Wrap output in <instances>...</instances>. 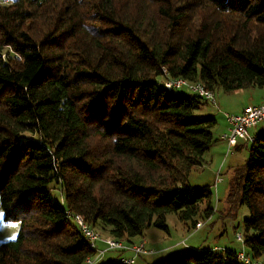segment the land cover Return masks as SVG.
I'll use <instances>...</instances> for the list:
<instances>
[{
	"label": "trees",
	"instance_id": "1",
	"mask_svg": "<svg viewBox=\"0 0 264 264\" xmlns=\"http://www.w3.org/2000/svg\"><path fill=\"white\" fill-rule=\"evenodd\" d=\"M6 1L0 208L20 230L0 244V264H84L96 251L75 215L124 244L149 227L168 231L169 214L192 229L198 217L209 220L213 191L188 178L217 142V121L195 114L208 102L168 92L162 80L201 83L212 93L264 89V0ZM254 136L233 148L247 158L233 170L226 202L230 213L248 210L242 245L257 260L264 130ZM166 264L243 263L227 250L188 249Z\"/></svg>",
	"mask_w": 264,
	"mask_h": 264
},
{
	"label": "rangeland",
	"instance_id": "2",
	"mask_svg": "<svg viewBox=\"0 0 264 264\" xmlns=\"http://www.w3.org/2000/svg\"><path fill=\"white\" fill-rule=\"evenodd\" d=\"M254 91L264 93V90L257 88L234 92H225L222 88H218L213 92L216 106L205 104L195 114L210 115L216 119L217 125L213 129L216 139L223 116L239 113L245 105L244 101L247 96L254 93ZM178 93L186 92L182 89ZM256 98L259 99L260 97L256 96ZM261 125H264V123L259 126ZM216 145L204 155L205 162L203 165L194 168L188 178L190 186L194 188L211 187L213 191L212 204L215 208L212 217L209 220L198 217L196 220L200 221L203 227L200 231L193 232L190 223L187 225L181 222L174 214L167 215L166 226L168 231L153 227L145 229L143 237L148 241V249H146H152V252L139 256L136 264H166L174 257L188 251L191 245H200L203 247L202 249L209 250L215 247L217 253H223L225 249L231 253L242 251V242L236 240V233L242 234V225L249 218V212L243 206L237 210L236 214L235 212L230 213L231 210L226 202V197L233 170L244 163L247 158V151L243 149L239 153H229L224 144ZM216 176L220 178V182H216ZM52 195L58 200L61 199V194L57 188L52 190ZM19 230V222L4 221L3 212L0 208V244L16 239ZM135 239L137 240L139 237ZM115 252H108L105 257L94 262V264H104L108 260L119 259L120 257ZM244 252H247V250L244 249Z\"/></svg>",
	"mask_w": 264,
	"mask_h": 264
},
{
	"label": "built area",
	"instance_id": "3",
	"mask_svg": "<svg viewBox=\"0 0 264 264\" xmlns=\"http://www.w3.org/2000/svg\"><path fill=\"white\" fill-rule=\"evenodd\" d=\"M2 2L6 3L7 1L2 0ZM162 72L165 76L167 75L165 69H162ZM162 84L168 92L183 89L188 94L197 95L209 104L216 106L213 93L207 90V88L201 83H190L184 79H170L165 77L162 80ZM225 119L228 127L226 132L221 134L220 139L225 142L227 151L230 153L239 141L245 142L246 144L254 143L255 136L251 131L264 123V102L256 106L248 105L239 114H226ZM217 176L216 182H220L221 180ZM72 218L77 223L83 236L87 239L89 247L96 251V255L87 258L84 264H94V262L101 260L103 255L109 251H124L132 253L134 257L121 259L124 264H133L135 262V256L151 253V251L146 250L144 242L138 244H124L111 237L102 236L101 233L88 226L81 216L75 215L72 216ZM201 226V222L196 224V228H200ZM236 240L238 242H243L241 233H236ZM98 243L104 244V250L98 249ZM236 260L243 264H264V258L256 260L253 259L249 253L244 252L243 245L242 251L236 253Z\"/></svg>",
	"mask_w": 264,
	"mask_h": 264
},
{
	"label": "crops",
	"instance_id": "4",
	"mask_svg": "<svg viewBox=\"0 0 264 264\" xmlns=\"http://www.w3.org/2000/svg\"><path fill=\"white\" fill-rule=\"evenodd\" d=\"M261 90H264V89H261ZM256 96H258V97H260L259 99H257L256 98ZM256 100V101H255ZM264 102V93H260V91L258 92H256V91H254V93H252V94H250V95H248L247 96V98L245 99V101H244V103H245V105L243 106V109L246 107V106H248V105H251V106H256V105H259V104H261V103H263ZM242 109V110H243ZM241 110V111H242ZM240 111V112H241ZM239 112V113H240ZM239 113H235V114H239ZM220 127H219V131H218V136H217V138H216V140H217V142L215 143V145L217 144V145H219V144H224L225 146H226V144H225V142H223L221 139H220V136H221V134H223V133H225L226 132V130H227V127H228V124H227V122H226V119H225V117L223 116V118H222V123L219 125ZM259 127V128H258ZM258 127H256L255 129H253V132L251 131V133L253 134V135H255V133H258L259 131H262V130H264V125H261V126H258ZM215 145H214V147H215ZM216 145V146H217ZM239 145H242V142L241 141H239ZM221 148H222V145L220 146ZM226 148H227V146H226ZM234 151V149L232 150V152ZM232 152H230V153H232ZM240 152V151H239ZM239 152H235V153H239ZM202 227L203 226H201L200 228H194L193 229V232H197L198 230L200 231L201 229H202ZM103 236V235H102ZM104 237H107V235H105ZM140 242H144L145 243V248H147V245H148V241L144 238V237H142V238H140V239H137V240H134L132 243L133 244H138V243H140ZM97 247H98V249H100V250H104V244L103 243H98L97 244ZM190 249H194V250H202V246H200V245H191V247H189ZM148 249V248H147ZM146 249V250H147ZM215 249V247L214 248H212V250H214ZM151 252H152V249H149ZM148 250V251H149ZM225 250H227V249H225ZM228 251V250H227ZM109 252H112V251H109ZM108 252H106L104 255H103V257H105L106 256V254H107ZM116 253V255H118L120 258L119 259H123V258H132V257H134V255L132 254V253H130V252H125V253H122V252H115ZM139 258V256H135V262L133 263V264H136V261H137V259Z\"/></svg>",
	"mask_w": 264,
	"mask_h": 264
}]
</instances>
